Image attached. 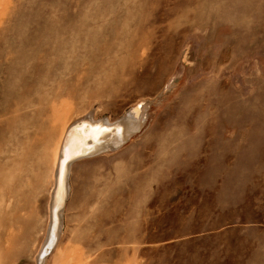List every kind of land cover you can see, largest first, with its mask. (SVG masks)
<instances>
[{
  "label": "rangeland",
  "instance_id": "obj_1",
  "mask_svg": "<svg viewBox=\"0 0 264 264\" xmlns=\"http://www.w3.org/2000/svg\"><path fill=\"white\" fill-rule=\"evenodd\" d=\"M0 96L21 156L0 179V264H38L52 111L144 106L128 143L70 166L45 264H264V0H0Z\"/></svg>",
  "mask_w": 264,
  "mask_h": 264
},
{
  "label": "bare ground",
  "instance_id": "obj_2",
  "mask_svg": "<svg viewBox=\"0 0 264 264\" xmlns=\"http://www.w3.org/2000/svg\"><path fill=\"white\" fill-rule=\"evenodd\" d=\"M3 98L4 97L0 96V113H3L5 108V100ZM145 107L146 106L142 109L139 107L131 108L122 120L116 121H111L108 118L97 119L91 115L71 118L68 121V119L56 117L55 113H57L58 110H55V113L52 111L53 113L49 115V119L53 123L54 128L56 129L61 126L62 131L58 142L54 165V191L52 194L51 222L45 241L36 256L38 264H45L47 255L52 253L59 241L61 210L68 197V173L70 172L69 168L72 163L83 158L97 156L106 151L109 152L114 149H119L124 144L128 143L130 139L141 130L147 118ZM10 119L11 118L4 120L2 117L0 120V134L10 129L11 122H14V119ZM3 139L2 135H0L1 180L3 179L5 174L4 171L7 166L9 165L11 169V167L17 165V162L19 164L21 160V156L12 155L13 149L11 151L5 150ZM5 172L7 173V170Z\"/></svg>",
  "mask_w": 264,
  "mask_h": 264
}]
</instances>
